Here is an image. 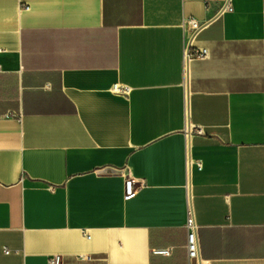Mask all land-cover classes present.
Instances as JSON below:
<instances>
[{
  "label": "crops",
  "instance_id": "0c3cea01",
  "mask_svg": "<svg viewBox=\"0 0 264 264\" xmlns=\"http://www.w3.org/2000/svg\"><path fill=\"white\" fill-rule=\"evenodd\" d=\"M209 1L0 0V264H264V0Z\"/></svg>",
  "mask_w": 264,
  "mask_h": 264
},
{
  "label": "built area",
  "instance_id": "2783aa9c",
  "mask_svg": "<svg viewBox=\"0 0 264 264\" xmlns=\"http://www.w3.org/2000/svg\"><path fill=\"white\" fill-rule=\"evenodd\" d=\"M206 4L207 8L210 6L209 0H203ZM219 8H218V15H221L225 12H232L233 7L231 5V0H218ZM29 9V8H27ZM184 25L186 28V44H185V77L187 71V63L192 59H205L208 57V51L206 49H199L193 46V40L196 34L203 28L205 23H200L194 18L185 19ZM113 92L117 95L128 96L130 93L129 88L123 87L121 85H115L113 87ZM204 136L205 132L201 127H191L188 122V115H187V123L185 128V137H186V145H187V156L189 151V139L194 136ZM188 158V166H189V157ZM144 186V182H140L134 179L130 174L127 175L125 179V197L127 199L134 198L141 188ZM186 228L188 231L187 236V251L189 255V259H199V242L197 239V225L195 222V217L193 214V210L191 208L190 202L188 204V218ZM85 237L90 238L88 234L85 233ZM159 255L163 256H170L171 251L170 249H161L155 251ZM5 253L9 254L10 251L6 248ZM50 264H61V257L55 256L50 260Z\"/></svg>",
  "mask_w": 264,
  "mask_h": 264
}]
</instances>
